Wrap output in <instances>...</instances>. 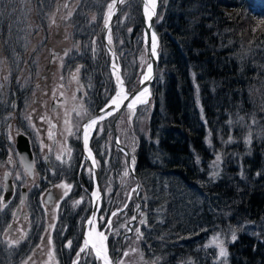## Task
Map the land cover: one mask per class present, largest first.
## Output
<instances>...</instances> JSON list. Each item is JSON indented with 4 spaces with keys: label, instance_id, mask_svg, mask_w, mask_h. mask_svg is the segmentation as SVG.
<instances>
[{
    "label": "trees",
    "instance_id": "trees-1",
    "mask_svg": "<svg viewBox=\"0 0 264 264\" xmlns=\"http://www.w3.org/2000/svg\"><path fill=\"white\" fill-rule=\"evenodd\" d=\"M110 1L78 0L79 23L71 28L80 33L73 37L80 45L72 51L74 59L89 65L84 85L90 112L109 97L93 74L98 65L89 33L92 26L97 30L100 45L94 49H101L112 78L103 40ZM124 9L120 4L112 21V46L123 69L132 58V65L143 69L139 56L146 52L137 0L126 7L123 18ZM155 25L157 76L150 100L123 129L131 144L121 137L127 113L116 121L142 184L138 195L147 214L139 228L143 255L150 264H264V0H161ZM36 34L45 35L40 30ZM48 36L39 48L52 40ZM91 146L102 161L96 131ZM111 148L117 172L129 171L127 154L114 142ZM113 165L110 158L100 173ZM129 177L127 187L137 180L132 172ZM28 200L36 204V212L43 211L36 186ZM128 200L134 213L135 194ZM36 219L41 222L43 216ZM70 235L56 240L60 248ZM119 238L117 249L110 246L112 255L121 243L125 246L126 237ZM216 238L224 239L226 257H220ZM7 260L4 264H11Z\"/></svg>",
    "mask_w": 264,
    "mask_h": 264
},
{
    "label": "rangeland",
    "instance_id": "rangeland-1",
    "mask_svg": "<svg viewBox=\"0 0 264 264\" xmlns=\"http://www.w3.org/2000/svg\"><path fill=\"white\" fill-rule=\"evenodd\" d=\"M133 1L135 0H122L120 2V4L123 3L125 6L123 18L126 16V7H129ZM93 2L94 0H90V3ZM137 2L139 5L140 0H137ZM77 3L78 0H0V110L4 111L2 121L6 124H11V121L15 118L17 134L20 132L28 137L34 158L35 175L33 174L30 178L25 173L17 146L16 167H14V163L7 165L8 156L13 155L9 151L5 154V166H8L13 173L15 172L16 186L20 195L21 186L29 187L30 190L35 186L37 187L38 199L40 202L42 201L41 208L43 209V211H40L41 216H43L42 221L39 222L36 219L34 224H30L29 227L30 229L36 226L39 227L35 236L36 240L32 241V244L27 243L29 240L26 232H19L22 225L16 229V240L26 234V242L23 240L16 246V258H18L16 264H25V261H27V264L70 263L73 257L77 258V251L82 243L83 228L93 210L94 197L92 193L96 185L92 164L81 146L80 135L82 127L90 114L86 105L84 85L86 81L84 73H88L89 65L88 61L84 65L80 62V59H76V61L74 59L76 55L72 52L76 48H80L78 39L75 40L73 38L74 34L78 37L80 33L77 34L76 31H71V28L75 27L76 23H79L75 19ZM94 10H96L95 7L92 11ZM60 22H64L65 25L60 27ZM37 30L42 31L43 35L45 34L42 36L43 38L36 34ZM58 32L61 33L59 36L60 40L51 41L47 39L48 46L45 44L44 47H38L39 43L45 40L46 34L50 36ZM89 35L91 37L90 43L93 46L95 65H98L97 69L93 70V74L97 79L98 85L108 94L109 99L117 87L115 80L118 81V70L115 72L110 65L111 55L104 44L108 53V65L112 78L109 76L106 67H104L105 57L101 49H94L95 45H100V39L97 30L93 26ZM111 37L110 44L112 45L115 35L114 38ZM38 40L40 41L38 42ZM115 41H120V39ZM50 44L53 47H60L64 51L59 59L58 71L56 70L53 75V92L47 97L46 103L41 100L45 103L42 114L44 119H42L43 123L41 124L35 121V117L41 119L36 109L40 105L38 103V93L42 90L40 87L42 82L41 74L45 71V61L48 53H50ZM115 44L117 46L123 45L122 42H115ZM114 56H112L114 60L118 61V56L116 54ZM77 57H79L78 54ZM140 58H142L145 67L147 57L143 54L139 56ZM132 61H134L133 58L124 69L121 65L127 89H132L139 83L144 70V67L141 69L142 67L139 68L136 65H132ZM78 68L79 72L77 73L76 70ZM74 75L75 79H73ZM43 76H46L44 79L47 80L48 75L44 74ZM111 81H114L115 86L114 91L109 94V91L113 88L112 84L110 85ZM59 95L62 96L61 100L58 99ZM144 105L146 103L140 104L132 110L127 108L124 110L127 115L121 123V137L126 144H131L132 142L123 129L129 126L139 108L141 106L144 107ZM77 113L80 115H77ZM110 116L102 119L96 127L97 130L95 131L100 139V146L101 150L103 149L104 151V155L101 156L103 157L102 161L96 157L94 159L99 171L100 181L104 180V188L101 183L100 208L97 214L99 218L98 226L106 237L105 241L109 249L110 246L117 249L119 237L126 231V227H123V225H126L127 220L133 218L134 215V213H131L128 198L129 196L131 197L132 193L135 194V184L127 187L128 184H132L129 177L130 170V172L127 171L129 173L128 176H124L125 169L117 172L119 168L115 165L116 157L111 148L114 140L113 127L110 120L112 116ZM32 125L35 127H32ZM69 128L72 130L71 135L68 133ZM49 132L52 133L51 138L49 137ZM28 133L32 134L35 141L32 146ZM0 140L8 142L9 133L5 132L3 138L0 137ZM41 142L45 145L43 149L41 148ZM57 156H61V159L57 160ZM110 158L114 165L106 167L108 169H103V174L100 173V166L103 163L108 166ZM89 169H91V174ZM6 171L9 172L8 170ZM48 180H51V184H49ZM37 181L40 182V187H38ZM61 184L72 186L67 196H64L65 189L58 187ZM49 188L52 189V194L47 199L49 193L46 191ZM21 200H23V197ZM76 201H81V203L77 204ZM45 202L46 204H44ZM135 203L137 206V201ZM116 204L118 205L113 208ZM7 212L11 214L12 204ZM113 212L117 214L113 216ZM109 220H111L110 225L108 223ZM141 226L139 220L133 223V232L126 236L125 246L120 254L115 252V255H112L109 250L111 259L116 261V264H120V262L122 264H150V261L143 255L140 248L141 238L140 236L138 238V234L135 231L136 228ZM81 231L82 235H80V241L77 246L76 242L79 239L75 240V238ZM9 233L13 234L11 231ZM68 234L71 235L65 239L64 249L60 248L56 240H61ZM49 235L52 240L51 245L48 244ZM216 237L219 236L217 235ZM41 238L44 239L42 240ZM218 239H220L218 242L224 244V239ZM69 241H71L70 247L67 246ZM218 242H215V244L218 245ZM25 243H27V248L24 246ZM23 246L27 249L26 251H23ZM218 249L220 253V247ZM125 252L127 253L126 256L124 255ZM6 257L7 261H11V264H13L14 254L11 247ZM80 257L79 264H102V261L97 259L94 254L87 255L82 253Z\"/></svg>",
    "mask_w": 264,
    "mask_h": 264
},
{
    "label": "flooded vegetation",
    "instance_id": "flooded-vegetation-1",
    "mask_svg": "<svg viewBox=\"0 0 264 264\" xmlns=\"http://www.w3.org/2000/svg\"><path fill=\"white\" fill-rule=\"evenodd\" d=\"M61 24V22L59 23ZM56 39L60 40L59 33H55ZM49 47L50 53H48L47 60L45 61V71L41 74L42 82L40 84V87L42 90L39 91V101L40 104L39 107L36 109V112L39 113V118L43 117V110H44V104L46 103L47 97L50 96V94L53 92L52 90V82H53V75L56 72V70L59 68L60 64V57L62 55V48L60 47H53L52 44ZM58 71V70H57ZM44 74H47V80L44 78L46 76H43ZM44 79V81H43ZM62 96H58V99L61 100ZM44 100L45 103L42 101ZM54 105V104H53ZM3 110H0V137L3 138L4 133L8 132L9 136L11 135V139L7 141L0 140V264H4V259L7 256V253L9 252L10 246L9 241H15L16 240V229L22 225L21 230L19 232H26L28 235V242L29 244H32L33 237L30 235L33 233H36V228L33 227L30 229V224H34L36 221L37 216H41L42 214L36 212V204L33 202V200H28V192L31 191L29 187H26V195L23 201L22 198V187L21 186V195L19 194L18 187L16 186V175L15 172L8 167L5 166V154L6 152H12L13 155L8 156V164L12 165L14 163V167H16V138H17V131H16V119L13 118L11 121V124L4 123L2 121L3 117ZM35 121L39 123H43L42 119H38L35 117ZM29 134V138L31 141V146L35 142L33 139V136L31 133ZM11 143V145H10ZM33 149V148H32ZM34 151V150H33ZM11 160V162H9ZM8 170L11 175V180L13 184V189L10 197L7 201L4 200V193H5V172ZM44 170V169H43ZM43 174V173H42ZM35 175V174H34ZM38 187H40V182L37 181ZM42 202V201H41ZM12 204V212L11 214L8 211L10 205ZM46 204V203H44ZM35 209V210H34ZM27 221V222H25ZM51 224V223H50ZM11 226V227H9ZM38 227V226H37ZM13 232V234H10L9 232ZM26 242V240H24ZM27 243L24 244L26 247ZM27 248V247H26ZM11 250L14 254V261L13 264H16V247H11Z\"/></svg>",
    "mask_w": 264,
    "mask_h": 264
},
{
    "label": "water",
    "instance_id": "water-1",
    "mask_svg": "<svg viewBox=\"0 0 264 264\" xmlns=\"http://www.w3.org/2000/svg\"><path fill=\"white\" fill-rule=\"evenodd\" d=\"M119 1L120 0H116L115 1V3H116L115 11L107 19L106 28H105L106 32H107L108 27L111 24V21H112V18L114 16V14L117 11V4H118ZM144 2H146V0H140V2H139L140 3L141 13L144 11ZM159 2H160V0H156V2H155L156 3V7H155V10H154L155 11V15H153L151 17L150 21L145 19L143 14L141 15L142 22H143V40H144V43L146 45V50H147V62H146L145 69H144V71L142 73L140 83H139V85L136 88H134L132 90L124 89L125 93L130 94L129 95V100H125L123 102V104H121L118 109H116L115 111H112V112H115V118H114L113 124H112V126H113V139H114L115 144L118 147H120L128 155V157H129L128 167L131 164L130 151L124 144L121 143V141L119 139V136H118V133L116 131L115 121H116V118L118 117V115L122 112V110L124 108H126L127 103L131 100V98H132L131 94H138L142 89L147 88L148 96H147V98L145 100L148 101V99L150 98V96L153 93V82H154V80L156 78V68H157L158 59H159V50H158L159 34H158V31H157L156 26H155V18H156V15H157ZM149 24H151L150 28H149ZM153 33L155 34V37H156V42H155V53L156 54L155 55H153L152 51H151V48H152V34ZM105 43H106V46H107L109 52L111 53L113 51V48L110 45L107 37H105ZM148 64L151 65V74H150V78L145 80L144 79L145 75H148V70H147V65ZM117 70H118L120 81L122 82L123 81V76H122V71H121V67H120L119 63L117 64ZM113 97H114V94L112 95V97L103 106H101L99 109H97L96 111L91 113L87 117L86 121L88 119H90V118H97L98 119L101 116H104V118L107 117L108 116L107 113L109 111H111L113 108L116 107L115 105H113L111 103ZM102 110H104V111H102ZM99 121H100V119H98V123H99ZM97 124L91 129V132L89 134L88 144H87V147H88L87 153H86V149H85V145H84V141H83V137H82V131H81L80 135H81V141H82L81 146L83 147L84 152L86 153V155L88 156V158H89V160H90V162L92 164L94 182H95L96 187L99 190V196H101V188L102 187H101L100 175H99V171H98L96 163H93V159L95 158L94 151L92 150V148L89 145V141H90L91 135H92L93 131L95 130ZM17 147H18L19 154H20V157H21L22 166L25 168L26 164H32L33 165L32 174L29 175L30 177H32V175L34 174V158H33L32 150L30 148L28 137L25 134H23V133H19L18 134V136H17ZM94 161H95V159H94ZM129 169L134 173L135 177L137 178V182H136V185H135L136 193H137L140 190V188H141V182H140L137 174L134 172V167L133 166L129 167ZM48 182H49V184H51V180H48ZM12 189H13V184H12V181L10 179V174L8 172H6L5 173V193H4V200L5 201H7L8 198L10 197V195L12 193ZM23 191H24V189H23ZM48 193H49V195H48V197H49L51 195L50 193H52V189H48ZM24 196H25V192L23 193V197ZM138 205H139V208H137L136 211H135V219H129L126 222V225H127L128 229H132L133 230V222L137 218L138 211L141 210V200L139 198H138ZM92 209L94 210V205H93ZM141 214H143V215H141V219H143L145 221L146 220L145 211H142ZM132 230L131 231L128 230L125 233V235L131 233ZM102 243L107 249V256L110 259L111 264H116V261L111 259V256H110L109 251H108V245H107L106 241L103 240ZM76 260H74V261H76ZM74 261H72L70 264H73Z\"/></svg>",
    "mask_w": 264,
    "mask_h": 264
},
{
    "label": "snow or ice",
    "instance_id": "snow-or-ice-1",
    "mask_svg": "<svg viewBox=\"0 0 264 264\" xmlns=\"http://www.w3.org/2000/svg\"><path fill=\"white\" fill-rule=\"evenodd\" d=\"M111 7H112V5L109 6L110 9H111ZM155 7H156L155 0H146V2H144V13H145V16L148 18L149 21L151 20V17L153 15H155V11H154ZM150 27H151V24H149V28ZM110 42H111V40H109V43ZM155 42H156V37H155V34L153 33L152 34V48H151L153 55L156 54L155 53ZM65 55H67V53H65ZM147 70H148V75H145V77H144L145 80L150 78V74H151V65L150 64L147 65ZM76 71L78 73L79 68ZM75 78L76 77L74 75L73 79H75ZM5 79H7V77H5ZM117 79L119 80V77ZM146 92H147V89L145 88L142 92H140L138 94H131L132 98L126 105L127 109L132 110L135 108V106L137 104L147 103V101L145 99H142V97L144 96V94ZM129 95L130 94H127V93L121 95V93L118 92L117 96L114 97L112 99V102H111L116 107L113 108L111 111H109L107 113V115H111L112 111H115L116 109H118L120 107V105L123 104V102L125 100H129ZM102 111H104V110H102ZM77 115H80V114L77 113ZM41 119H44V117H41ZM98 119L102 120V119H104V116H101ZM98 119L92 118V119H90V121L87 124H85L83 126V140H84L85 147H87V144H88L89 131L91 128H93L98 123ZM66 123H67V121H66ZM32 127H35V126L32 125ZM68 133H69V135L72 134L71 128L68 129ZM51 136H52V133L49 132V137L51 138ZM9 139H11V135L9 136ZM44 147H45V145L43 144V142H41V148L43 149ZM56 158H57V160H60L61 156H57ZM219 159L220 158L217 157V161H219ZM9 162H11V160ZM93 163H95L94 159H93ZM133 165H134V158L132 159V162L129 165V167H132ZM32 168H33L32 164H26L25 165V173L28 175H31L32 174ZM89 172L91 174V169H89ZM128 174L129 173L127 171H125L124 176H128ZM213 175H215V173ZM17 178L19 179V177H17ZM58 187L65 189L64 196H67L69 194V192L71 191L72 186L68 185V184H61V185H58ZM92 196L99 199V190L97 189L96 192H93ZM76 203L79 204V203H81V201H76ZM137 208H139V205H137ZM116 214H117L116 212L112 213L113 216H115ZM141 215H143V214H141ZM132 219H135V217H133ZM94 223H95L94 220H91V219L88 220L89 225H94ZM108 223L110 225L111 220H109ZM140 223L143 224V223H145V221L143 219H141ZM9 227H11V226H9ZM123 227H127V225H123ZM128 230L131 231L132 229H128ZM135 231L138 234V238H139V236H142V233L140 232L139 228H136ZM98 235L100 236L101 241L106 240V237L104 236L103 233H98ZM25 239H26V234L22 235L19 240L9 241V246L10 247H16ZM41 239L43 240L44 238H41ZM235 239H236V236H235V234H233L232 240L235 241ZM214 242H218V238H216V241H214ZM48 244L49 245L52 244V240H51L50 235L48 237ZM67 246H69V247L71 246V241L68 242ZM218 246L220 247V253H219L220 257H226L227 252H226L225 248L223 247L222 242H218ZM80 253H86L87 255H93L94 254L97 259L102 261V264H111V261L107 256V249L103 245V243H101V245L99 247H97L96 244L91 243L90 240L86 238L84 240V246L80 248V251L77 253V260L74 261L73 264H79ZM124 255L126 256L127 253L125 252ZM25 264H27V261H25ZM120 264H122V262H120Z\"/></svg>",
    "mask_w": 264,
    "mask_h": 264
},
{
    "label": "bare ground",
    "instance_id": "bare-ground-1",
    "mask_svg": "<svg viewBox=\"0 0 264 264\" xmlns=\"http://www.w3.org/2000/svg\"><path fill=\"white\" fill-rule=\"evenodd\" d=\"M122 0H120V2H121ZM155 2H156V0H155ZM44 4V3H43ZM110 5H112V7H111V9L110 8H108V10H107V15H108V17L112 14V13H114V11H115V5H116V3H115V0H113V1H111V3H110ZM109 5V6H110ZM117 11H118V9H117ZM117 11H116V13H117ZM140 11V17H141V15L143 14V16H144V18L145 19H147L148 20V18L145 16V13H144V11L141 13V10H139ZM110 28L107 30V37L109 38V35H110ZM67 57V56H66ZM65 57V58H66ZM69 57V56H68ZM115 57V56H114ZM67 59V58H66ZM112 64H113V69H114V71L115 72H117V62L115 61V60H113L112 61ZM117 90H116V92H115V94H114V97H116L117 96V93L118 92H120L121 93V95H123V94H125V85H124V83H122V82H120V81H118V84H117V88H116ZM145 89V88H144ZM144 89H142L140 92H142ZM147 89V88H146ZM139 92V93H140ZM147 96H148V90H147V92L144 94V96L142 97V99H146L147 98ZM113 97V98H114ZM140 104H137L136 106H135V108L136 107H138ZM134 108V109H135ZM90 119H92V118H90ZM90 119H88L86 122H85V124H87L89 121H90ZM84 124V125H85ZM83 125V126H84ZM92 129V128H91ZM91 129H90V131H89V134H90V132H91ZM82 135H83V127H82ZM88 137H89V135H88ZM84 141V140H83ZM85 145V144H84ZM85 149H86V153H87V149H88V147H85ZM97 187L94 189V192H96L97 191ZM100 197L101 196H99V199H97L96 197H94V210L92 211V213L88 216V218H87V220H86V222H85V225H84V228H83V235H82V243H81V246L79 245V249H78V251L77 252H79L80 251V248L81 247H83L84 246V240L87 238V239H89L90 240V242L91 243H94V244H96L97 245V247H99L100 245H101V243H102V241H101V239H100V236L98 235V233H101L100 232V228H99V226H98V216H97V214H98V212H99V208H100ZM94 220V225H89L88 224V220ZM80 254H82V253H80Z\"/></svg>",
    "mask_w": 264,
    "mask_h": 264
}]
</instances>
